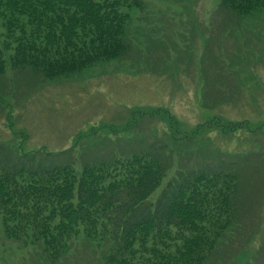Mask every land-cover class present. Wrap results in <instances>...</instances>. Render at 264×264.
Segmentation results:
<instances>
[{
    "label": "rangeland",
    "instance_id": "rangeland-1",
    "mask_svg": "<svg viewBox=\"0 0 264 264\" xmlns=\"http://www.w3.org/2000/svg\"><path fill=\"white\" fill-rule=\"evenodd\" d=\"M143 1L130 9L126 58L45 81L8 68L0 144L15 154L43 149L77 171L156 151L168 172L149 201L180 171L237 162L240 211L221 264L249 237L264 264V11L237 16L221 0ZM99 243L81 235L50 263L39 244L5 240L0 264H98L110 247Z\"/></svg>",
    "mask_w": 264,
    "mask_h": 264
},
{
    "label": "trees",
    "instance_id": "trees-1",
    "mask_svg": "<svg viewBox=\"0 0 264 264\" xmlns=\"http://www.w3.org/2000/svg\"><path fill=\"white\" fill-rule=\"evenodd\" d=\"M220 5L237 16L264 11V0ZM134 6L144 1L0 0V76L10 68L56 80L126 58ZM51 154H15L0 144V246L39 244L55 263L82 235L98 245L110 242L98 264H221L240 211L237 162L180 171L149 201L168 172L156 151L103 159L80 171ZM251 239L229 264H259L262 250L251 253Z\"/></svg>",
    "mask_w": 264,
    "mask_h": 264
}]
</instances>
